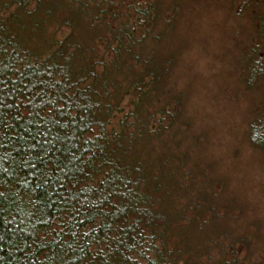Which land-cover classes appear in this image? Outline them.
I'll return each instance as SVG.
<instances>
[{
	"label": "trees",
	"instance_id": "16d2710c",
	"mask_svg": "<svg viewBox=\"0 0 264 264\" xmlns=\"http://www.w3.org/2000/svg\"><path fill=\"white\" fill-rule=\"evenodd\" d=\"M198 45L264 172V0H0V264H264L188 114Z\"/></svg>",
	"mask_w": 264,
	"mask_h": 264
},
{
	"label": "rangeland",
	"instance_id": "374dc122",
	"mask_svg": "<svg viewBox=\"0 0 264 264\" xmlns=\"http://www.w3.org/2000/svg\"><path fill=\"white\" fill-rule=\"evenodd\" d=\"M222 25H230V22L220 20L219 16L215 21L218 34L223 30ZM219 42L212 41L209 46L217 50L222 45ZM195 51L197 55L191 58L193 69L187 76L193 81L187 98L188 114H194L205 126L206 139L210 142L207 148L209 153L205 156L211 160L215 173L227 178L228 193H236L246 200L247 212H251L255 205L252 213L262 219L264 228V188L261 187L264 172L258 169L256 155L247 150L242 140L246 126L245 108L249 100L240 102L237 98L234 99L238 101L236 103L232 100L239 86L234 76L224 83L228 76L225 67H229V62L218 59L212 48L198 45ZM194 130L192 132L198 131Z\"/></svg>",
	"mask_w": 264,
	"mask_h": 264
}]
</instances>
